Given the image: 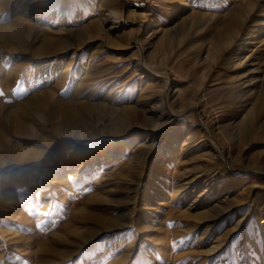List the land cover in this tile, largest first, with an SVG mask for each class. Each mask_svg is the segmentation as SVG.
Segmentation results:
<instances>
[{
  "label": "rangeland",
  "instance_id": "rangeland-1",
  "mask_svg": "<svg viewBox=\"0 0 264 264\" xmlns=\"http://www.w3.org/2000/svg\"><path fill=\"white\" fill-rule=\"evenodd\" d=\"M27 1L0 0V264H264V141L222 109L264 28L241 68L218 49L264 0Z\"/></svg>",
  "mask_w": 264,
  "mask_h": 264
},
{
  "label": "bare ground",
  "instance_id": "bare-ground-1",
  "mask_svg": "<svg viewBox=\"0 0 264 264\" xmlns=\"http://www.w3.org/2000/svg\"><path fill=\"white\" fill-rule=\"evenodd\" d=\"M36 1H38V0L27 1L25 4L26 5L25 12L28 9H31L34 6ZM85 9L86 8L83 7L81 9V11H83V13L79 12V14H81V15L85 14V11H86ZM104 11L105 12H102L101 14H99L98 21L92 22V23L86 25V28L87 29H95L96 27H100L99 25H104V24L107 25L108 23H111L109 25V27L107 26V30H109V29L112 30V28H114V24L116 23V21L118 23L122 22V19H120V17H119L118 10L115 7L111 6ZM40 12H42V11H40ZM261 12L263 13V10ZM261 12H259V13H261ZM60 13H61L60 11H57L56 16H59ZM143 13H145V12L141 11V14H143ZM244 13H246V12H244ZM65 15H66V13H65ZM233 16H237V15L234 14V15H232V17ZM33 17L37 18V17H40V15L37 16L35 14V16H33ZM239 17H242V16H239ZM239 17H237V18H239ZM262 17H264V16H262ZM235 19H233L234 25H235V27L233 28V31L230 30L229 36L226 37V39L223 40V42L220 41L221 43L225 44V46L223 44H220V46H218V49L220 50L219 55L223 54V57H222L224 59L223 66L233 68V69H237V68H241V67L245 66L246 63L250 60V58L255 55L253 52L247 54L248 50H246L247 49L246 47H247L248 43H251L254 41L255 37L257 36V32L259 31V29L264 28V25L262 27L258 26L259 25L258 22L261 21L259 19L252 20V24H249V25H247L246 21L247 20L249 21L250 19H245V20H243V22L236 21ZM69 20H70L69 17H66L64 19V23H67ZM138 23L142 24L143 20H140V22H138ZM238 23H239V25H238ZM249 26H252V27L249 28ZM213 49L215 50L216 48H213ZM207 56L210 57L209 51L207 53ZM199 60H200V58H199ZM251 65H252V67L249 68V70L246 69L247 71L239 73V74L237 73L236 76L229 77L224 81V84H225V86H224L225 96L224 97L225 98L223 100V103H225V107H223L222 109L224 110V109H227L228 107L229 108L231 107V108L236 109L239 112L238 114H240L239 115L240 116V119H239L240 125H238V126L235 125V126H237L236 135L250 131L251 134L256 133V135H257L256 142H263L264 141V125L260 124V122H261V118L264 114V72L262 75L254 74V73L258 72L260 67H259L257 62H254V63L252 62ZM162 76L167 81L169 80V77L166 73H164ZM164 103H165V106H167V100L161 101V105H163ZM227 114L225 113V115H227ZM219 128H222V127L219 126ZM208 135H209V132H208ZM144 139H142L143 141H139L141 143L139 144L138 153L136 155L138 157L141 155L142 156L143 155L149 156V157L154 156L156 149H157L156 143H154L152 141L151 143L145 144L144 141H147V140H144ZM214 143H216V142H214ZM168 145H170V144L168 143ZM168 145L166 148L168 151H171V154H172V147L168 146ZM217 145L221 149V152L219 154H223L224 153L223 147L221 145H219V143ZM140 146H142V147H140ZM214 148H215V146H214ZM70 151H72V149L68 150V152H70ZM224 163H225V167H226L227 171L230 172L232 176H235V177L238 176L239 173L236 172L235 167H233L231 165V162L227 157H224ZM262 172H264V170H262ZM130 212L132 213V210ZM125 214H126V211L124 212V215ZM132 220L133 219L126 220L125 222L119 223L117 226L122 227V228L127 227V225H130L129 223H131ZM112 228L113 227L110 226L108 229L111 230ZM96 238L97 237H95V235H94V236H91L87 241L91 242L92 240H95Z\"/></svg>",
  "mask_w": 264,
  "mask_h": 264
},
{
  "label": "snow or ice",
  "instance_id": "snow-or-ice-1",
  "mask_svg": "<svg viewBox=\"0 0 264 264\" xmlns=\"http://www.w3.org/2000/svg\"><path fill=\"white\" fill-rule=\"evenodd\" d=\"M260 239H261L262 241H264V237H261Z\"/></svg>",
  "mask_w": 264,
  "mask_h": 264
}]
</instances>
